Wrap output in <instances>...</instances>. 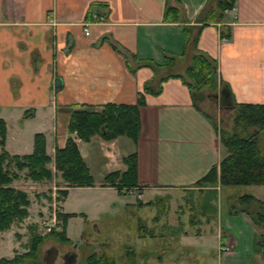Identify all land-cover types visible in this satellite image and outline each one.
Here are the masks:
<instances>
[{
	"label": "crops",
	"instance_id": "0c3cea01",
	"mask_svg": "<svg viewBox=\"0 0 264 264\" xmlns=\"http://www.w3.org/2000/svg\"><path fill=\"white\" fill-rule=\"evenodd\" d=\"M208 1L0 0V118L6 126L4 149L10 155L32 153L34 135L40 133L53 159L55 150L73 136L67 128L72 110L95 112L109 103L135 104L139 93L144 97L136 142L124 135L110 141L99 135L75 140L95 184L62 186L67 195L55 213L76 215L65 226L70 242L71 220L84 214L83 221H96L104 212L101 202L93 203V212L79 211V203L70 200L72 191L100 190L118 198L116 188L100 184L109 173L126 171L124 158L135 153L138 186L130 192L139 197L145 190L161 192L182 213L195 216L187 225L182 221L169 225L182 257L175 252L167 259L162 255L160 264H192L199 257L206 262L207 255L210 264H264V227L254 224L246 211L232 216L215 212L214 198L219 199L224 187L214 191L194 186L228 154L215 117L194 101L180 78L163 81L158 94L144 93L146 83L160 77V65L190 58L197 34L196 49L217 66L210 88L217 115L222 106L235 110L232 102L264 104V0H235L220 21L202 23L199 16ZM56 176L53 180L60 181ZM19 180L13 187L25 190L15 186ZM251 195L264 201V193ZM204 203L209 209L194 213ZM254 206L264 209V204ZM56 223L59 231L61 221ZM165 229L160 234L167 233ZM6 231H0V259L15 255L13 242L3 239ZM192 241L199 246L191 248Z\"/></svg>",
	"mask_w": 264,
	"mask_h": 264
},
{
	"label": "trees",
	"instance_id": "16d2710c",
	"mask_svg": "<svg viewBox=\"0 0 264 264\" xmlns=\"http://www.w3.org/2000/svg\"><path fill=\"white\" fill-rule=\"evenodd\" d=\"M234 3L235 0H209L199 16V21L202 23L220 21L225 10L232 9ZM168 12L169 9L166 10V14ZM196 41L197 34L191 43L192 51L195 49V52L190 55V61L185 69L190 80L187 81L181 73L172 72L173 66L162 68L160 65V74H158L160 77L156 81L153 79L147 82L144 86V93L158 94L161 90V83L168 78H180L190 90L194 101L202 98L204 87L212 89L216 79V62L207 54L196 49ZM121 52L128 61L135 62L126 52ZM169 64L173 65V61L170 60ZM156 71L158 72V69ZM226 93L229 97L231 96L230 90H227ZM143 104V94L139 93L135 104L109 103L103 105L100 111L95 112L80 108L72 110L67 126L68 131L76 132L77 137L82 141H89L94 135H99L104 140L124 135L136 142L140 131L139 107ZM231 106L235 108V130L231 134L223 130L220 135V141L227 148L228 154L218 165L212 166L201 179L195 182V187L214 188L215 191L219 185H264V151L261 147L260 137L257 132L246 134L250 127H255L258 130L264 128V104H236L232 102ZM240 122L244 123L243 128L240 127ZM5 134L6 126L0 118V231H6L14 222L22 221L28 217L27 207L30 205L28 195L23 190L11 186L12 182L19 177L17 173L19 171L26 169V176L33 181L51 179L54 174H58L65 187L94 186V179L71 136L67 138L63 148L55 150L52 159L46 153L45 139L42 134L34 135L33 151L26 155H10L4 149ZM124 161L127 165L126 171L109 173L100 184L101 186L114 187L122 195L138 186L135 153L125 157ZM50 163H53L54 173L47 166ZM66 193L65 190H62L60 197H57L56 200H62ZM238 203L233 206L236 213L246 211L258 225L264 227V209L254 210L252 207L264 204V201L256 199L251 194H242L239 196ZM241 206L244 209L240 208ZM205 209H209L207 203L203 204L201 213ZM55 215L56 220L61 221L59 231L51 228L49 232L41 235L35 231V227L30 228L31 236L27 252L15 254L11 259L1 258L0 264H41L38 251L47 236L53 237L61 244H69L70 239L66 236L65 226L68 218L73 214L56 211ZM193 220H195V216L192 214L191 222ZM86 264L117 263L106 253H92L87 257Z\"/></svg>",
	"mask_w": 264,
	"mask_h": 264
},
{
	"label": "rangeland",
	"instance_id": "374dc122",
	"mask_svg": "<svg viewBox=\"0 0 264 264\" xmlns=\"http://www.w3.org/2000/svg\"><path fill=\"white\" fill-rule=\"evenodd\" d=\"M171 10H173L174 13L176 12L175 8ZM229 10L231 9L225 11ZM178 18L181 17L178 16ZM189 61L190 58H188L185 63H175L171 71L181 73L185 79L189 81L190 78L185 72ZM203 91L204 97L198 100V104L208 114L215 117L218 124L219 136L222 134L223 130L230 134L233 133L235 130V110H227V108L222 106L220 116H218L216 113L217 108L214 105L215 101H212L214 93L212 94L211 92L213 90L211 91V89L204 87ZM243 124V122H240L239 125L241 128H243ZM247 130L248 132H246V134L251 132L258 133L261 147L264 151V128L258 130L255 127H250ZM68 133L70 132L68 131ZM71 134L75 136L74 141L80 140L76 132H71ZM222 148L228 153L227 148H225L223 144ZM49 168H51L54 173L55 169L53 164L51 167L49 166ZM17 173L20 180L16 182L15 186H22L25 189L23 191L28 195V199L31 202L27 207L28 217L22 221L14 222L10 227L11 229L9 228L10 230L8 229L2 236L3 239L7 238V240L9 239L13 242L15 249L14 254H22L28 250L31 236L30 228L37 227L35 228L37 233L45 234L49 232L51 227H55V230L57 229L56 227H59L53 215L60 202L56 200V198L60 197V192L64 184L61 178L56 175V178L59 177L60 181L53 180L54 176L51 179L43 181H33L26 176V169ZM24 180H27V182ZM14 181L11 184L12 187L14 186ZM221 187H224V189H221L219 199H217V197L214 198V200H218L217 202L215 201V205H213L215 206V212L221 211L223 214L231 216L233 214H238L235 212L233 206L237 205L236 201L239 199V195L251 193L260 195V193H264V185L218 186L219 189ZM160 193L161 192L152 193L150 190H145L141 197H139L137 192H128L125 195L119 194L120 196L118 195L119 197L117 198L115 197V193H108L100 190L87 191V189H75V191L71 193L70 200L73 203L76 201L79 203L78 209H81L79 211L84 209L93 212V203L101 202L104 212L99 213V218L96 219V221H83L85 217L84 214L81 215L79 219L71 220L70 237L72 238V242L69 243L71 245L61 244L55 241L53 237L47 236L38 251L41 264H46L45 262L47 260L48 264H50L54 250H63L61 252L62 254H59L56 259L55 264H86V259L90 254H101L102 252L112 256L118 264H160V257L162 255L164 259H167L171 257L174 252L176 256L182 257L181 249H177L174 243L175 241L171 240L172 236L169 234L171 233V227L169 225L177 221H182L184 225H187L191 222V215L189 216L187 213H182L180 208L173 206L172 203L167 200V196L164 194L160 196ZM188 197L190 198L189 195ZM188 197H184L183 201L187 200ZM139 198L142 199V201L150 200V203L139 205ZM41 206L44 208L42 209ZM106 206L110 209L107 210ZM193 206L195 207V205H192V207ZM196 210L197 212L194 213H201L202 206L200 207L199 204ZM92 214L93 213L90 215ZM73 216L76 215L73 214L70 217ZM84 222L85 225L82 226ZM97 223L99 224V229L96 228ZM253 223L258 225L254 220ZM258 226L261 227L260 225ZM165 227L167 233L160 234V231ZM259 236H261V234H259ZM192 242L194 245L190 246L191 248H197L199 246V243L196 241ZM67 251L76 253L73 260L67 261L64 259L63 252ZM184 252L187 251L184 250ZM208 257L207 255L206 262H203V257H199L197 262L193 260L191 263L210 264L211 260Z\"/></svg>",
	"mask_w": 264,
	"mask_h": 264
},
{
	"label": "flooded vegetation",
	"instance_id": "af4514ba",
	"mask_svg": "<svg viewBox=\"0 0 264 264\" xmlns=\"http://www.w3.org/2000/svg\"><path fill=\"white\" fill-rule=\"evenodd\" d=\"M62 251L63 250H54V254L51 257L52 260L50 261V264L56 263V259L58 258L59 254H62L61 253ZM56 253H58V254H56ZM75 256H76L75 252H71V251L63 252V257L67 261L73 260ZM45 263L48 264V260Z\"/></svg>",
	"mask_w": 264,
	"mask_h": 264
},
{
	"label": "water",
	"instance_id": "95a60500",
	"mask_svg": "<svg viewBox=\"0 0 264 264\" xmlns=\"http://www.w3.org/2000/svg\"><path fill=\"white\" fill-rule=\"evenodd\" d=\"M56 81H57V83H59V81H60V80H59V79H57Z\"/></svg>",
	"mask_w": 264,
	"mask_h": 264
},
{
	"label": "built area",
	"instance_id": "2783aa9c",
	"mask_svg": "<svg viewBox=\"0 0 264 264\" xmlns=\"http://www.w3.org/2000/svg\"><path fill=\"white\" fill-rule=\"evenodd\" d=\"M87 33V32H86ZM225 249H227V248H225Z\"/></svg>",
	"mask_w": 264,
	"mask_h": 264
}]
</instances>
